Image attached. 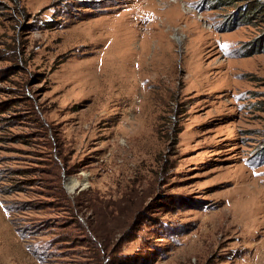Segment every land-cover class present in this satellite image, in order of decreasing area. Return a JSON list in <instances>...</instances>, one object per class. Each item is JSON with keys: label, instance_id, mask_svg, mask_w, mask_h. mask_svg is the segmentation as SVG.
I'll return each mask as SVG.
<instances>
[{"label": "rangeland", "instance_id": "374dc122", "mask_svg": "<svg viewBox=\"0 0 264 264\" xmlns=\"http://www.w3.org/2000/svg\"><path fill=\"white\" fill-rule=\"evenodd\" d=\"M146 1L0 0V264H264L240 197L264 194V0L170 1L168 37L141 24L155 85L85 134L102 98L70 90L97 49L71 31Z\"/></svg>", "mask_w": 264, "mask_h": 264}, {"label": "bare ground", "instance_id": "6f19581e", "mask_svg": "<svg viewBox=\"0 0 264 264\" xmlns=\"http://www.w3.org/2000/svg\"><path fill=\"white\" fill-rule=\"evenodd\" d=\"M161 1L167 3L164 7L163 12L161 11L159 12L158 10H156V7H155L156 0H147L146 4L143 5L144 7H142V5H135L133 6V8L127 10L124 13V16H125L124 20H116L108 16H102L97 19L89 20L88 22L82 25L80 24V26L76 27L74 30L71 31V32L79 33L80 35L79 38L83 37L84 39L88 40L87 43L94 49H97L95 50L96 56L94 58L81 61L75 65L73 69V74H74L73 76H75V81L77 85L79 84V86L77 87L76 85V87H73L70 90L72 93H74L73 98L87 96V97L94 99L93 103H95V101L98 98L100 97L102 98L98 102V104L96 103L97 105L92 104L94 105L95 109L100 112L96 113V110H95L94 113L97 116L91 119V122H90L91 126L87 128L88 133L86 132L85 134L87 135L95 134L96 129H91L92 127L94 128L96 127L95 122L103 118L104 116H107L109 113V111H105L104 108L114 101L121 100L122 94H125L127 90L129 89L131 90L130 91L131 97L132 99L134 98V102L132 103V105H135V103L138 102L140 99L138 98L139 97L138 95H140L141 93L143 94V90L146 89L147 87L155 85L154 79H151L148 73H144L146 67L154 64V60L152 59L150 54L152 53V50H153V48L151 49V47L154 46L153 44L154 39H152L151 36L154 35L155 33L153 29L155 28L154 26L156 25H152V24L154 20L157 17H160L161 15L162 17L160 18V20L157 21V23H159V26L161 27V31H159L158 34L160 35L162 34L165 37H168V33L170 31L167 28L168 24L177 22V20H182L181 19L182 17L173 19V21L168 20L169 17L167 16V13H168L167 10L170 9L171 3H172L170 1H175V0H161ZM175 3L177 6L179 5L178 2H175ZM157 11H158V14H157ZM89 12H95V10L92 9ZM146 14H149L150 18L144 17ZM152 18H154V20L151 22L149 26L147 25L149 29L148 32L142 33L141 30L145 29L146 26L143 27L141 24H145L146 21H148V19H150L151 21ZM135 20H139V21L135 22ZM110 25H116L114 27L115 29H117V27H120L121 32L114 30L116 32H111L108 34L105 31V28ZM191 26L193 27V25ZM122 31H128L130 34L126 37H122ZM140 34H142V36L145 37V39L137 43L138 39H140ZM100 46H102V48L98 49L97 47H100ZM162 47L165 48L164 45H158L156 46L155 49L156 51H161ZM119 49H123L124 54L121 57L119 56L118 58L116 54L118 52L117 50ZM205 49L206 48L199 47L196 51V54H199L201 52L204 53ZM207 54L208 53H204L202 55V58L206 57ZM162 59H165V58H162ZM111 71H114L115 73V75L112 78H110ZM203 71L204 69L200 67L196 71V73L198 76H200L202 75ZM126 82H129V83L127 84ZM146 83L147 85H145ZM102 100L104 102H102ZM88 123H89V120H88ZM80 124L81 126L79 127V130H81L80 132L83 133L85 132L84 126L82 125V123ZM82 137L83 136H81L80 139H82ZM87 178L88 176L85 175L81 183H84V181H87L88 180ZM81 183L77 181L75 178H71L68 180L67 185L70 191L73 192L74 189H76V187ZM242 190H244V192L240 197L245 205L244 211L251 213L252 211L256 209V208L251 209L248 206L250 201H258V204L256 206L260 208H264V194L259 192V190L256 187L249 188L248 185H246V186H242ZM252 223L254 222L253 220L250 219L246 221L243 224V226L249 225ZM257 230H258V227H257Z\"/></svg>", "mask_w": 264, "mask_h": 264}]
</instances>
